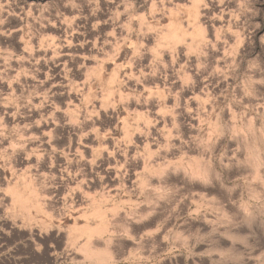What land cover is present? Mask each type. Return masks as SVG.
<instances>
[{
	"label": "rangeland",
	"instance_id": "obj_1",
	"mask_svg": "<svg viewBox=\"0 0 264 264\" xmlns=\"http://www.w3.org/2000/svg\"><path fill=\"white\" fill-rule=\"evenodd\" d=\"M0 264H264V0H0Z\"/></svg>",
	"mask_w": 264,
	"mask_h": 264
}]
</instances>
